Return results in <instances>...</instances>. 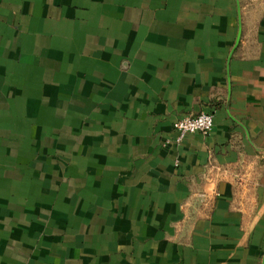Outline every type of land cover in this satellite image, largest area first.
Listing matches in <instances>:
<instances>
[{"label": "crops", "instance_id": "0c3cea01", "mask_svg": "<svg viewBox=\"0 0 264 264\" xmlns=\"http://www.w3.org/2000/svg\"><path fill=\"white\" fill-rule=\"evenodd\" d=\"M0 264H264V0H0Z\"/></svg>", "mask_w": 264, "mask_h": 264}, {"label": "built area", "instance_id": "2783aa9c", "mask_svg": "<svg viewBox=\"0 0 264 264\" xmlns=\"http://www.w3.org/2000/svg\"><path fill=\"white\" fill-rule=\"evenodd\" d=\"M212 127V115L206 112L185 116L173 122V128L177 133V141L188 133H208Z\"/></svg>", "mask_w": 264, "mask_h": 264}]
</instances>
